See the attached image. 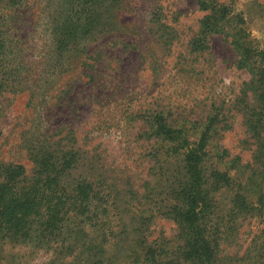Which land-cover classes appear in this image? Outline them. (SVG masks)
Here are the masks:
<instances>
[{"label":"rangeland","instance_id":"rangeland-1","mask_svg":"<svg viewBox=\"0 0 264 264\" xmlns=\"http://www.w3.org/2000/svg\"><path fill=\"white\" fill-rule=\"evenodd\" d=\"M55 1L29 0L12 14L13 65H23L25 90L0 96V164L21 165L31 175L36 150L76 153V168L66 181L85 178L120 204H145L154 216L149 241H174L176 225L156 214L160 188L148 156L156 142L139 138L150 131L141 116L169 115L193 141L207 117L216 115L210 154L226 150L250 164L254 145L240 107L244 92L248 100L251 95L245 88L249 73L236 68V54L222 35L210 36L204 51H191L189 41L204 15L197 0H120L80 52L58 56L48 24ZM218 2L243 19L247 39L264 50V0ZM260 229L258 219L243 220L238 246H227L225 254H242ZM113 249L106 246L108 253ZM52 258L30 244L0 248V264H50Z\"/></svg>","mask_w":264,"mask_h":264},{"label":"trees","instance_id":"trees-1","mask_svg":"<svg viewBox=\"0 0 264 264\" xmlns=\"http://www.w3.org/2000/svg\"><path fill=\"white\" fill-rule=\"evenodd\" d=\"M119 1L56 0L48 17L53 53L80 52ZM197 4L204 15L189 41L191 51H204L210 36L222 35L236 54V68L249 73L245 88L251 95L248 100L244 92L240 107L254 145L251 163L241 164L226 150L210 154L209 131L216 115L207 117L193 141L169 115L141 116L150 131L139 138L156 142L148 154L160 188L156 214L177 228L174 241H149L154 216L145 204H120L117 196L110 199L85 178L66 181L76 168L77 154L43 147L32 156L31 175L21 165L0 164V248L5 243L30 244L51 252L50 264H264V50L247 39L243 19L231 16L218 0ZM28 5L29 0H0V96L25 90L23 65H13L16 54L9 31L12 14ZM128 195L134 193L129 190ZM248 218L258 219L261 229L242 254H225L227 246H238V229ZM107 245L114 247L111 253Z\"/></svg>","mask_w":264,"mask_h":264}]
</instances>
